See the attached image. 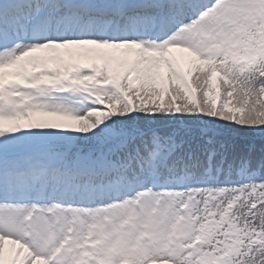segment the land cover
Instances as JSON below:
<instances>
[{"label":"snow or ice","instance_id":"obj_1","mask_svg":"<svg viewBox=\"0 0 264 264\" xmlns=\"http://www.w3.org/2000/svg\"><path fill=\"white\" fill-rule=\"evenodd\" d=\"M255 137L264 0H0V264H264Z\"/></svg>","mask_w":264,"mask_h":264},{"label":"trees","instance_id":"obj_2","mask_svg":"<svg viewBox=\"0 0 264 264\" xmlns=\"http://www.w3.org/2000/svg\"><path fill=\"white\" fill-rule=\"evenodd\" d=\"M164 130V129H162ZM242 148H247L253 151L254 155L258 158L262 153H264V139L255 137L249 138L247 140L240 141Z\"/></svg>","mask_w":264,"mask_h":264}]
</instances>
